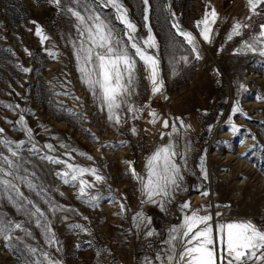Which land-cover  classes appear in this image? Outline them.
<instances>
[{"label": "rangeland", "instance_id": "obj_1", "mask_svg": "<svg viewBox=\"0 0 264 264\" xmlns=\"http://www.w3.org/2000/svg\"><path fill=\"white\" fill-rule=\"evenodd\" d=\"M88 2L111 19L123 36L124 26L115 19L114 9L100 8L93 0ZM121 3L137 27L138 38H146L151 29L157 47L147 51L159 61V79L164 87L161 94L152 96L149 73L136 58V92L131 99L136 107H149L136 113L138 119H132V113L122 107L121 123L116 125L108 120L107 109L101 107L80 78L72 46L78 35L77 21L67 12L68 7L77 5L70 0H62L60 7L50 0H0V129L4 130L0 139L23 142L16 149L20 174L27 175L37 190L16 183L24 196L44 211L58 241L49 244L35 218L20 210L0 189V215L23 226V230L13 231L7 247L0 237V264L43 260L33 257L28 247L47 252L60 264H166V241L171 229L182 223L186 211L182 205L186 201L191 202L193 209L208 206L201 214L211 212L214 223L251 221L264 229V152L256 148L248 157L240 156L253 144L250 136L264 145V102L257 99L264 96V56L243 48L245 41L259 39L264 8L253 14L247 0H149L146 28L143 0ZM206 8H215L218 13L208 42L195 27ZM77 10L83 12V7ZM173 22L193 33L201 59L196 60L190 46L175 35ZM236 22L249 27L242 28L241 34L229 41L227 36ZM36 25L48 37L43 44L35 35ZM49 51L56 55L50 56ZM182 56L188 57L187 63ZM237 100L250 118L233 115L232 122L241 133L232 136L226 122ZM153 109L161 119L149 123L148 112ZM20 115L25 117L30 133L16 123ZM177 117L190 127L181 128ZM165 118L178 128L174 142L184 159L176 160L184 179L178 190L168 197H154L153 203L142 195L141 183L128 172L125 161H132L136 172L147 180L148 157L158 146L169 143L168 136L161 139L162 132L171 131L162 127ZM132 128L136 129L135 134ZM120 142L125 143L118 146ZM46 144L54 150L50 151ZM33 145L36 150L30 151ZM69 151L71 159L64 155ZM0 152L8 154L2 145ZM45 156L96 168L104 177L103 182L95 183L90 174L83 178L95 183L87 191L100 198H81L78 182L65 184L57 175L67 170L65 165L50 162ZM87 156L93 159L88 160ZM202 156L206 180L200 169ZM41 188L43 193L38 195ZM203 191L209 195L202 196ZM121 202L126 206L123 213ZM53 206H58V210L52 211ZM217 212L222 215L217 217ZM137 213L142 216L134 220ZM150 230L153 235H146ZM157 253L161 259H157Z\"/></svg>", "mask_w": 264, "mask_h": 264}, {"label": "snow or ice", "instance_id": "obj_2", "mask_svg": "<svg viewBox=\"0 0 264 264\" xmlns=\"http://www.w3.org/2000/svg\"><path fill=\"white\" fill-rule=\"evenodd\" d=\"M50 2L60 7L62 0H50ZM70 2L76 4L77 8L83 7V12L77 10V8H67V12L71 13L77 21L75 27L78 35L76 40L72 41V46L82 83L86 85L93 97L99 101L101 107L107 109L109 121L119 125L121 123L119 113L124 106L127 107L129 113H132V119H138L136 113L149 106L136 107L131 99L136 92V58L143 62L145 70L149 73L148 80L151 83L152 96L161 94L164 87L163 81L159 79V61L147 51L149 48L157 47L151 29H148L149 34L146 38H138L136 36L137 27L129 19L128 10L123 6L121 0H93V2L98 3L100 8L115 10V19L124 26L123 36L117 32L111 19L92 7L88 0H70ZM143 3L145 4V27L147 28L149 0H143ZM247 5L249 12L256 14L258 8H264V0H247ZM217 17L218 13L215 8H212L211 11L206 8L203 18L195 22V27L199 30V35L205 42L211 39L212 25L215 24ZM172 27L176 29L175 35L182 37V42L190 46L191 52L195 54V59H201L196 37L193 33L183 30L176 22H173ZM247 27H249L247 24L234 23L227 39L230 41L234 36H239L241 29ZM261 28L259 39L254 38L251 41H245L243 48L264 56V25ZM35 35L40 38L42 44L48 39L39 25H36ZM48 54L50 56L56 55L51 51ZM181 59L185 63L188 62L187 56H182ZM21 70L24 72L30 71L29 68H22ZM241 89L246 90L244 85H241ZM63 94L67 95L68 93ZM76 99L79 100V97H76ZM257 99L264 102V96H258ZM7 107L12 108V105H7ZM16 107L18 108L19 105H16ZM236 114L250 118L240 107V101H235L226 122L232 136L241 133L240 127L232 122V116ZM148 115L151 117L149 123H156L157 120L161 119L154 109L149 111ZM175 119L180 120L178 117ZM16 123L20 124L26 132H31L23 115L19 116ZM162 127L171 128L170 132L161 133V139L168 136L169 143L158 146L152 155L148 157L145 165L147 180L136 172L132 161H125L128 165V172L134 179L140 181L142 195L153 203L156 202L154 197H168L172 192L178 190L181 187L180 182L184 179L181 174V166L176 160L177 157H180L181 160L184 159V155L178 151V146L174 142V134H178L177 125L174 122L170 123L169 119L165 118ZM180 127L188 128L190 125H185L180 120ZM3 131V129H0V133H3ZM132 132L135 134L136 129L132 128ZM250 138L253 140V144L245 152L240 153L242 158L248 157L249 153L256 148L264 152V145H259L255 136H250ZM22 143V141L13 142L7 138L0 139V145L6 148L8 153L0 152V189L9 194L8 198L13 200L20 210H26L30 218H35L37 226L44 230L49 244L58 243L44 211L33 201L28 200L16 183V181H19L26 184L28 188L34 191L37 190V185L28 179L27 175L20 174L21 162L16 149ZM124 143L120 142L118 146H123ZM240 143L243 144L244 140H241ZM13 144H15V147H13ZM61 146L67 148L66 145ZM45 147L50 151L54 150L51 144H46ZM35 150V145H33L30 151ZM64 155L71 159L70 151ZM79 155L85 156L86 154L79 153ZM44 158L50 162L65 165L67 170L58 172L57 175L64 180L65 184L78 182L76 186L81 198L87 196L91 201L100 198L98 195H91L87 191V189L94 188L95 183L104 180V177L98 174L96 168L69 163L67 160L52 156H45ZM87 159L92 160L93 158L87 156ZM204 160L205 157L202 156L200 169L206 180L207 170L204 167ZM23 171L26 173L27 169H23ZM85 174L93 176L95 183L85 180L83 178ZM41 193H43L42 188L37 191L38 195ZM201 195L207 197L209 192L203 191ZM112 199L115 200L114 197ZM46 202L51 204L50 200H46ZM26 206L30 207L26 209ZM161 207L163 208V203H161ZM182 208L186 210L182 223L171 229L169 239L166 241L168 250L163 258L166 264H251L253 261H255V264H264V229L258 228L251 221H216L214 223L211 212L207 215L201 214L202 209L207 210L208 206L206 205L193 209L191 202L186 201L183 203ZM56 210H58V206H53L52 211ZM120 210L121 213L126 211V206L122 202L120 203ZM215 215L219 217L222 214L217 212ZM140 216L142 214L137 213L133 219L136 220ZM74 227L79 228L80 226L75 225ZM14 230H23V226L0 215V237L5 240L6 247L8 242L12 240ZM81 231H86V229H81ZM146 235L151 236L153 232L150 230ZM77 247H80V245L78 244ZM28 252L33 257H43V260L37 258L31 261L30 264H60V261L51 259L47 252L35 247H28ZM157 259H161L160 253H157ZM147 264H151V262H147Z\"/></svg>", "mask_w": 264, "mask_h": 264}, {"label": "crops", "instance_id": "obj_3", "mask_svg": "<svg viewBox=\"0 0 264 264\" xmlns=\"http://www.w3.org/2000/svg\"><path fill=\"white\" fill-rule=\"evenodd\" d=\"M247 13H249V12L247 11Z\"/></svg>", "mask_w": 264, "mask_h": 264}, {"label": "water", "instance_id": "obj_4", "mask_svg": "<svg viewBox=\"0 0 264 264\" xmlns=\"http://www.w3.org/2000/svg\"><path fill=\"white\" fill-rule=\"evenodd\" d=\"M163 122V121H162Z\"/></svg>", "mask_w": 264, "mask_h": 264}]
</instances>
